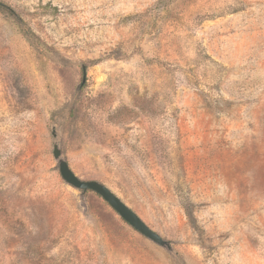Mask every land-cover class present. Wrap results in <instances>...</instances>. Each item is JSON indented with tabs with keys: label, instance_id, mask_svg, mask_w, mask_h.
Listing matches in <instances>:
<instances>
[{
	"label": "rangeland",
	"instance_id": "obj_1",
	"mask_svg": "<svg viewBox=\"0 0 264 264\" xmlns=\"http://www.w3.org/2000/svg\"><path fill=\"white\" fill-rule=\"evenodd\" d=\"M0 264H264V0H0Z\"/></svg>",
	"mask_w": 264,
	"mask_h": 264
},
{
	"label": "water",
	"instance_id": "obj_2",
	"mask_svg": "<svg viewBox=\"0 0 264 264\" xmlns=\"http://www.w3.org/2000/svg\"><path fill=\"white\" fill-rule=\"evenodd\" d=\"M53 155L58 161L60 174L67 184L82 191L90 190L97 193L137 232L161 247H171L168 241H165L158 233L153 231L134 210L107 186L97 181H85L78 178L68 163L62 159L58 145H54Z\"/></svg>",
	"mask_w": 264,
	"mask_h": 264
}]
</instances>
